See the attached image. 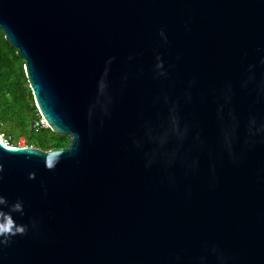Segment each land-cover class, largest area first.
<instances>
[{
	"label": "water",
	"instance_id": "water-1",
	"mask_svg": "<svg viewBox=\"0 0 264 264\" xmlns=\"http://www.w3.org/2000/svg\"><path fill=\"white\" fill-rule=\"evenodd\" d=\"M0 31L70 137L0 138V264H264V0H0Z\"/></svg>",
	"mask_w": 264,
	"mask_h": 264
},
{
	"label": "trees",
	"instance_id": "trees-1",
	"mask_svg": "<svg viewBox=\"0 0 264 264\" xmlns=\"http://www.w3.org/2000/svg\"><path fill=\"white\" fill-rule=\"evenodd\" d=\"M33 92L30 88L25 61L0 31V135L12 147L26 146L44 151L58 150L69 145L70 137L43 128Z\"/></svg>",
	"mask_w": 264,
	"mask_h": 264
},
{
	"label": "built area",
	"instance_id": "built-area-1",
	"mask_svg": "<svg viewBox=\"0 0 264 264\" xmlns=\"http://www.w3.org/2000/svg\"><path fill=\"white\" fill-rule=\"evenodd\" d=\"M41 124H42V127H43V128H50L49 125H48V123H47V121H46L45 119H43V118H42V120H41ZM0 138L2 139L3 136L0 135ZM3 141H4L7 145H9V142H8L7 140H5L4 138H3Z\"/></svg>",
	"mask_w": 264,
	"mask_h": 264
},
{
	"label": "rangeland",
	"instance_id": "rangeland-1",
	"mask_svg": "<svg viewBox=\"0 0 264 264\" xmlns=\"http://www.w3.org/2000/svg\"><path fill=\"white\" fill-rule=\"evenodd\" d=\"M25 61V60H24ZM3 136V135H2ZM3 138L5 139V137L3 136ZM5 140H7V139H5ZM8 141V140H7ZM20 146L21 147H23V146H26V143H25V140L24 139H22L21 141H20Z\"/></svg>",
	"mask_w": 264,
	"mask_h": 264
},
{
	"label": "clouds",
	"instance_id": "clouds-1",
	"mask_svg": "<svg viewBox=\"0 0 264 264\" xmlns=\"http://www.w3.org/2000/svg\"><path fill=\"white\" fill-rule=\"evenodd\" d=\"M49 167H51V165H49ZM2 199H3V198H0V200H2ZM19 230H20L21 232L24 231L23 227H21Z\"/></svg>",
	"mask_w": 264,
	"mask_h": 264
},
{
	"label": "bare ground",
	"instance_id": "bare-ground-1",
	"mask_svg": "<svg viewBox=\"0 0 264 264\" xmlns=\"http://www.w3.org/2000/svg\"><path fill=\"white\" fill-rule=\"evenodd\" d=\"M2 140H3V138H2ZM4 142V141H3ZM5 143V142H4Z\"/></svg>",
	"mask_w": 264,
	"mask_h": 264
},
{
	"label": "snow or ice",
	"instance_id": "snow-or-ice-1",
	"mask_svg": "<svg viewBox=\"0 0 264 264\" xmlns=\"http://www.w3.org/2000/svg\"><path fill=\"white\" fill-rule=\"evenodd\" d=\"M49 163H51V161H49Z\"/></svg>",
	"mask_w": 264,
	"mask_h": 264
}]
</instances>
